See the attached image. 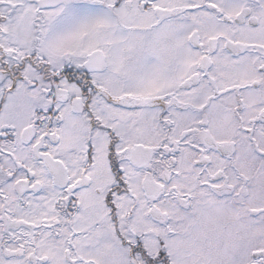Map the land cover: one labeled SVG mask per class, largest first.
I'll use <instances>...</instances> for the list:
<instances>
[{
  "label": "snow or ice",
  "instance_id": "6c2138e0",
  "mask_svg": "<svg viewBox=\"0 0 264 264\" xmlns=\"http://www.w3.org/2000/svg\"><path fill=\"white\" fill-rule=\"evenodd\" d=\"M0 264H264V0H0Z\"/></svg>",
  "mask_w": 264,
  "mask_h": 264
}]
</instances>
